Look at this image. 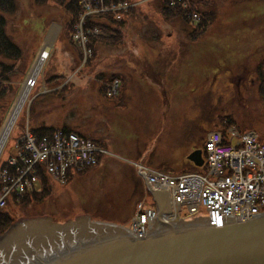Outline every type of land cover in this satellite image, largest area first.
I'll return each instance as SVG.
<instances>
[{"label":"rangeland","instance_id":"374dc122","mask_svg":"<svg viewBox=\"0 0 264 264\" xmlns=\"http://www.w3.org/2000/svg\"><path fill=\"white\" fill-rule=\"evenodd\" d=\"M13 1V13L1 9L5 35L20 57L0 55V63L10 69L0 77V134L50 40L37 82L0 149V169L13 155L26 122L31 128H66L94 140L99 151L91 155L94 168L71 166L68 184L47 181L44 188L50 193L42 196V187L40 203L26 207L30 200L26 209L9 203L0 215L7 212L12 222L38 217L63 222L86 212L100 221L126 224L135 203L145 198L133 162L174 174L191 170L188 155L218 124L222 132L231 127L253 131L264 142V101L257 86V67L264 72V0H191L207 21L203 32H195L200 30L196 23L163 11V0H133L137 11L114 5L108 13L100 12L101 0L86 1L98 12L94 17L124 23L117 40L99 27V33L90 31L95 35L88 41L80 24L69 27L58 1ZM114 76L121 79L118 91L102 89ZM223 116L233 125L215 122ZM198 218H205L203 210Z\"/></svg>","mask_w":264,"mask_h":264},{"label":"water","instance_id":"95a60500","mask_svg":"<svg viewBox=\"0 0 264 264\" xmlns=\"http://www.w3.org/2000/svg\"><path fill=\"white\" fill-rule=\"evenodd\" d=\"M187 159L196 167L203 165L200 150ZM147 189L157 215L144 239L86 215L63 224L53 223L49 217L23 219L0 236V263L264 264V213L243 223L229 220L220 229L205 219L168 222L164 219L169 209L168 194L148 185ZM177 256L186 259L168 261Z\"/></svg>","mask_w":264,"mask_h":264},{"label":"built area","instance_id":"2783aa9c","mask_svg":"<svg viewBox=\"0 0 264 264\" xmlns=\"http://www.w3.org/2000/svg\"><path fill=\"white\" fill-rule=\"evenodd\" d=\"M105 1L108 2L101 0L104 6L100 12L111 10L109 8L114 6L111 2L107 5ZM115 6L119 9L123 7ZM91 7L84 3L86 12L78 23L82 27L84 17L93 12ZM87 32L85 34H91L90 30ZM228 137L235 142L224 144L219 131L207 133L204 173L171 176L142 169L147 172L148 182L153 188L165 189L170 193L171 213L167 220L189 218L203 209L209 223L222 228L229 219L243 222L264 213V144L257 141L254 132L238 134L231 129ZM97 151L99 149L93 143L75 134L55 132L51 138L36 140L31 133H25L17 147L16 156L9 159L8 165L12 170L0 173L3 183L0 208L6 205L9 196L14 194L22 197L36 188L38 180L34 174L39 170L40 163H46L50 174L59 183H64L66 171L73 164L91 166V155ZM154 218V211L139 204L129 231L142 239Z\"/></svg>","mask_w":264,"mask_h":264},{"label":"trees","instance_id":"16d2710c","mask_svg":"<svg viewBox=\"0 0 264 264\" xmlns=\"http://www.w3.org/2000/svg\"><path fill=\"white\" fill-rule=\"evenodd\" d=\"M55 2L58 1L61 5H63L65 7V10L68 13V17H69V27L71 28V25L73 24V22L75 21L76 17L82 12V9L78 6V1L79 0H54ZM66 1V2H65ZM189 3L192 7V9L195 11L196 8L194 7L193 3L191 0H189ZM2 6H4L6 8V11H3L1 8ZM163 11H169L172 14L176 15L177 17L181 18L184 22L186 23H191L188 18V11L184 10L181 8V4L179 3V0H163ZM14 1L13 0H0V55L6 56L8 58L13 57V59L18 60L20 57V52L17 49V47L12 44L10 42V40L8 39V37L5 35L4 32V25H5V20H4V12L5 13H13L14 12ZM101 20H105V22L103 23L102 26H100L101 28H104L106 30H109L110 32H108V34H106L108 37H111L113 40H117L119 37H121L120 34V29H122L123 32V28H124V23H117L114 19V17H104V19L101 18ZM205 25H206V20H202V22L199 24V28L200 31L203 32L205 30ZM116 46V45H114ZM0 77H2L4 74L10 72L9 67L3 65L2 63H0ZM258 71H260V73H258V83H259V90L262 93V99L263 97V90H264V73L261 71V69L259 68ZM2 81H8L7 79L1 78ZM258 85V84H257ZM2 123V119H0V125ZM221 123V121L219 122ZM225 123L227 125L232 126L233 122L231 120H229L228 118L225 119V122L222 121V124L225 125ZM220 125V124H219ZM38 136H42V135H48L51 133V131H53V129L51 128H45V127H40L37 130H35ZM64 131H69L66 128L64 129ZM243 132V131H241ZM41 183H42V187H43V192H41L42 196H47L50 193V189H45L44 188V184H48L47 181H49L48 177L41 175ZM50 182V181H49ZM51 183V182H50ZM51 185H53L51 183ZM47 191V192H46ZM41 196V197H42ZM49 198V197H48ZM34 201V202H28V201ZM42 200H39L37 193H33L31 195H27L25 196L23 199H21L19 202H15V200L10 199L7 203V207L10 205L9 203L13 202L16 205L21 204L20 206L24 209H26V207H28V205L30 203H40ZM28 202V203H26ZM25 203H26V207H25ZM137 203V202H136ZM135 203V205H136ZM126 206L123 205L122 207H120L118 210H122L124 209V207ZM4 213V212H3ZM1 214L0 215V234L3 233L9 226V224L12 222V218L11 216L5 212V214ZM98 215L92 216L96 217ZM114 223L117 224H125L124 221H113Z\"/></svg>","mask_w":264,"mask_h":264},{"label":"bare ground","instance_id":"6f19581e","mask_svg":"<svg viewBox=\"0 0 264 264\" xmlns=\"http://www.w3.org/2000/svg\"><path fill=\"white\" fill-rule=\"evenodd\" d=\"M47 38V37H46ZM49 40H47V42L49 43ZM44 43V42H43ZM44 43V48L41 50L39 57L37 58V60H35L36 62L34 63V67H32L33 69L30 70L32 71L30 74V79H35L39 73V71L41 70V67L45 61V59L47 58L48 55V51H49V44ZM24 86V85H23ZM28 91L29 88L27 87V84H25L23 90H21V93L16 101V104L14 105L13 109H12V113L5 125V127L3 128L1 134H0V149L2 147V144L4 143V141L6 140V137L8 136L9 132L11 131L12 128V124L14 122V120L17 118L18 113L20 112L26 98L28 97ZM184 259H186L185 257L182 256H177L175 258H170L168 261L174 262V263H178L183 261ZM3 262V261H2ZM13 264L15 261L14 260H10V261H4L5 264ZM1 264V263H0Z\"/></svg>","mask_w":264,"mask_h":264}]
</instances>
